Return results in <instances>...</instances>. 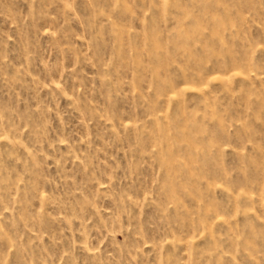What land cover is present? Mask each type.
Returning a JSON list of instances; mask_svg holds the SVG:
<instances>
[{
	"label": "rangeland",
	"instance_id": "rangeland-1",
	"mask_svg": "<svg viewBox=\"0 0 264 264\" xmlns=\"http://www.w3.org/2000/svg\"><path fill=\"white\" fill-rule=\"evenodd\" d=\"M0 264H264V0H0Z\"/></svg>",
	"mask_w": 264,
	"mask_h": 264
}]
</instances>
